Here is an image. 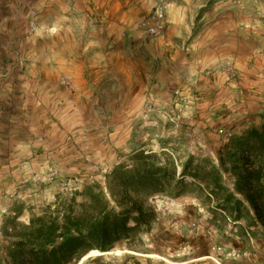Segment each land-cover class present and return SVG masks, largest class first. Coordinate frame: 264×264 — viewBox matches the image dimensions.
Segmentation results:
<instances>
[{"label": "crops", "instance_id": "obj_1", "mask_svg": "<svg viewBox=\"0 0 264 264\" xmlns=\"http://www.w3.org/2000/svg\"><path fill=\"white\" fill-rule=\"evenodd\" d=\"M158 1L0 0V188L71 152L87 159L116 147L127 157L145 153L127 148L135 121L167 109L176 93L206 91L213 83L205 71L229 61L238 71L229 98L244 94V110L262 122L264 96L254 88L264 79V49L254 37L264 30L239 10L205 22L193 41L148 42L136 28ZM165 1L175 32L178 1ZM32 19L36 33L28 36Z\"/></svg>", "mask_w": 264, "mask_h": 264}, {"label": "rangeland", "instance_id": "obj_2", "mask_svg": "<svg viewBox=\"0 0 264 264\" xmlns=\"http://www.w3.org/2000/svg\"><path fill=\"white\" fill-rule=\"evenodd\" d=\"M176 1L178 4L171 12L177 24L176 31L172 32L170 23H166V33L154 43L171 38L174 41L184 39V43L193 41L201 31L206 30L202 29L205 22H212L216 18L229 19L232 11L239 10L252 17L257 28L264 30V0ZM35 33L28 36H34ZM254 38L258 47L264 49V34ZM229 62L236 69V63ZM223 66L205 71L213 84L219 82L221 89L212 87V83L207 84L206 91L182 93L181 97L187 101L186 108L177 107L179 98H175L176 101L169 103L167 109L150 111L141 116L134 123L132 142L127 148L136 151L140 149L138 146H142L145 147V155L156 154L169 158L174 164L177 178L190 157L204 165H215L225 183L232 187L230 162L226 159L229 144L234 138L258 126V114L244 110V94L233 93V99L229 98L228 84L236 82L238 71L236 69L235 80L225 77L226 80L221 72ZM260 82L262 84L259 83L254 89L264 96V79ZM145 105V111L149 110L148 102ZM227 132L231 133V137H225ZM142 152L139 150L135 154ZM71 153L68 157L60 156L45 167L43 165L40 169L28 171L22 177L14 176L13 184L0 188V264H11L9 253L20 242V232L31 221L37 218L60 220L70 203L75 210L80 209L86 202L83 191L86 184L94 187L97 182L104 181L113 169L120 166L130 168L135 155L127 157L119 147L112 148L106 154L104 151L103 157L89 155L88 159L82 158L80 153L70 158ZM219 158H223L224 162L221 163ZM48 166L58 170V180L53 184L39 183L34 175ZM185 182L188 186H183L181 190L187 194L179 197L160 194L150 198H126L110 176L106 184L102 185L110 208L120 211L133 205L151 213L153 218L149 221L148 229H141L147 232L138 234L130 243H123L109 253L97 251L102 255L89 257L93 260L91 264H264V228L261 224L257 222L251 227L253 235L240 232L241 226L246 228L244 222L233 223L225 218L216 207V199L206 191H197L190 179H185ZM260 185L264 186V178ZM255 193V185H252L250 194ZM257 204L263 210V202L258 200ZM249 210L253 216L254 211ZM260 213L264 217V212ZM6 228H11L12 233H7Z\"/></svg>", "mask_w": 264, "mask_h": 264}, {"label": "trees", "instance_id": "obj_3", "mask_svg": "<svg viewBox=\"0 0 264 264\" xmlns=\"http://www.w3.org/2000/svg\"><path fill=\"white\" fill-rule=\"evenodd\" d=\"M227 161L229 174L233 178L229 187L222 173L215 165L187 159L177 178L172 161L156 154L138 153L133 156V165L113 169L105 180L94 187L83 188L86 202L75 210L70 203L60 220L58 218H37L20 232V242L9 253L11 264H78L92 251L109 253L123 243H130L148 229L153 215L133 205L116 211L105 200L103 184L111 176L112 181L123 191L124 197L150 198L160 194L179 197L188 186L185 179L196 185L197 191H206L217 200V209L233 223L244 222L239 229L250 232L257 222L264 228V116L262 122L229 144ZM223 163V158H219ZM103 185V186H102ZM255 185V194H250ZM95 189L98 193L95 194ZM181 190V191H180ZM76 191L74 192V195ZM263 202L260 210L257 201ZM254 211L253 216L250 210ZM243 228V230H242ZM87 259L83 264H91Z\"/></svg>", "mask_w": 264, "mask_h": 264}, {"label": "built area", "instance_id": "obj_4", "mask_svg": "<svg viewBox=\"0 0 264 264\" xmlns=\"http://www.w3.org/2000/svg\"><path fill=\"white\" fill-rule=\"evenodd\" d=\"M167 6L168 3L165 0H159L156 6L153 8V11L149 15L142 17L138 22L136 29L146 41L156 42L157 40L161 39L163 35L166 33ZM27 32L29 35H32L36 32V24L33 19L28 24ZM221 72L228 80L233 81L236 79L237 72L233 63L230 62L226 63L221 68ZM59 84L61 87L72 90V81L70 79L62 78L60 79ZM176 96L179 98V104H177V107H180V109L186 108L187 101L183 99L181 96H179V93H176ZM225 137L226 138L231 137V133L230 132L225 133ZM119 163L120 162H117L116 164L120 165ZM34 176L36 178V181H38L39 183L53 184L58 180L59 172L57 169L48 166L45 168L44 171L37 172ZM5 231L9 234L12 233L11 228H6Z\"/></svg>", "mask_w": 264, "mask_h": 264}, {"label": "bare ground", "instance_id": "obj_5", "mask_svg": "<svg viewBox=\"0 0 264 264\" xmlns=\"http://www.w3.org/2000/svg\"><path fill=\"white\" fill-rule=\"evenodd\" d=\"M100 255H102V254H100V253H98L97 251H92V252H90L88 255H86L85 257H83L82 259H81V261H79V263L78 264H83L89 257H91V256H100ZM157 257V256H156Z\"/></svg>", "mask_w": 264, "mask_h": 264}]
</instances>
